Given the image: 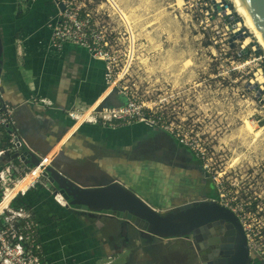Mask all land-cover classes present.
Returning <instances> with one entry per match:
<instances>
[{"label": "rangeland", "instance_id": "rangeland-1", "mask_svg": "<svg viewBox=\"0 0 264 264\" xmlns=\"http://www.w3.org/2000/svg\"><path fill=\"white\" fill-rule=\"evenodd\" d=\"M84 1L87 11L102 3V10L109 14L98 26L111 34L110 42L117 40L119 67H125L119 86L155 104L160 121L166 126L170 124L178 138L192 149L188 150L198 155L200 164L206 166L225 199H235L240 207L247 170L258 172L264 168V51L234 2L111 0L126 11L129 17L126 25L106 0ZM227 15L230 18L225 20ZM244 122L253 130H260L257 140L242 134ZM3 141L0 133V144ZM234 158L238 163L230 167ZM209 188L210 198L215 201L213 183ZM40 190L49 199L48 203H42L46 209L37 211L35 202H23L31 206L35 222L40 219L38 223L46 225L49 217H53L49 223L56 222L55 226H43L40 233V242L51 239L44 241L45 252L50 259H57L53 239L60 234L64 239L79 240L76 249L80 253L83 222L71 217L69 210H63L62 200L57 198L56 202L51 193ZM31 194L32 191L27 195ZM18 200L16 205L25 207ZM2 235L0 227V264L3 261L10 264L17 257L6 248ZM70 258L58 264H70ZM122 261L120 258L114 264ZM24 263L33 264L28 259Z\"/></svg>", "mask_w": 264, "mask_h": 264}, {"label": "crops", "instance_id": "crops-1", "mask_svg": "<svg viewBox=\"0 0 264 264\" xmlns=\"http://www.w3.org/2000/svg\"><path fill=\"white\" fill-rule=\"evenodd\" d=\"M16 5V0L0 2L3 53L0 91L10 105L16 107L15 112L13 110L15 126L31 150L44 155L50 149H55L54 155L63 159H59L61 166H77L76 163L86 161L109 176L118 177L125 187L150 207H167L171 195L169 190L177 189L185 179L193 176V162L185 156L189 150L167 133L140 124L109 129L100 124L77 125L69 120L66 115L68 111L94 106L99 101L102 104L108 97H102V63L91 59L86 51L73 45H65L60 50L47 48L48 31L44 24L55 11L50 0H36L23 11ZM30 98L44 100L45 103L30 102ZM5 144L4 141L0 144V150ZM140 152L148 158L137 159L136 155ZM5 162L6 159H0V164ZM179 179L184 181L180 182ZM40 182L41 185L33 186L20 198L35 202L37 211L46 209L42 203L49 202L40 190L43 188L49 192L42 187L46 181L42 179ZM30 191L32 194L27 195ZM38 193L40 196H37ZM25 207L31 209V206ZM47 208L50 210V207ZM63 210L66 211V208ZM63 217H66L65 213ZM52 218L46 219V225L39 224L40 219H36V223L42 227L55 226L56 222L49 223ZM81 221L85 231V235L81 232V252L78 253L76 249L79 240L71 241L56 234L55 238H51H54V257L57 259L49 258L51 262L58 264L71 257L70 264H92L105 261L107 255H111L103 248L99 225L93 227ZM48 240L51 239L43 241ZM132 257L128 264L167 262L158 261L140 250Z\"/></svg>", "mask_w": 264, "mask_h": 264}, {"label": "built area", "instance_id": "built-area-1", "mask_svg": "<svg viewBox=\"0 0 264 264\" xmlns=\"http://www.w3.org/2000/svg\"><path fill=\"white\" fill-rule=\"evenodd\" d=\"M35 1L16 0V4L19 7H27ZM50 1L55 11L48 16L44 24L48 31L47 48L60 50L65 45H73L83 49L91 59L102 63L104 71L102 97L115 93L124 99V104L121 106L102 107L99 101L86 109L68 111L66 115L69 120L77 125L100 124L109 129L140 124L167 133L178 144L191 151L192 149L188 147L186 142L178 138V134L170 124L166 126L160 121L155 104L148 103L131 92L127 93L126 88L119 86L125 75V67H119L120 51L115 50L117 40L113 39V42H110L111 34L108 35L104 27L98 26L99 21L105 17L109 18V14L102 10V3L87 11L84 0ZM105 2L110 4L108 0ZM58 5H61V11ZM109 7L112 9V6ZM112 14L114 13L112 12ZM118 18L121 20L119 15ZM31 101L44 102V100H36V98H30ZM13 110L12 105L0 91V133L6 143L5 147L0 150V159H6V162L0 165V227L3 231L2 236L6 239V248L10 253L12 250L17 257V260L10 264H25L26 259L33 264H54L45 252V242L42 241L43 244L40 242V233L43 227L35 222L30 209L15 203L17 199L21 200L20 198L30 188L37 184L41 185L42 179L38 167L28 168L27 164L31 161L30 153L33 150L16 128ZM54 151L55 149H50L41 157L42 160L45 158L44 163H48L52 159ZM192 154L198 159L197 154L193 152ZM201 166L206 173L209 172L204 164ZM29 174L35 175V178L26 188L16 189V185ZM42 187L51 193L55 201L57 198L62 200L63 208L66 206L60 195L53 196L52 189L47 182L42 184ZM214 187L217 193V201L214 202L236 218L245 233L248 253L264 258V241L260 244L255 242L254 231L245 220L244 205L238 207L234 203L235 199H225L215 181ZM114 262L113 258H109L107 261L92 264H113ZM1 264L6 263L3 261Z\"/></svg>", "mask_w": 264, "mask_h": 264}, {"label": "water", "instance_id": "water-1", "mask_svg": "<svg viewBox=\"0 0 264 264\" xmlns=\"http://www.w3.org/2000/svg\"><path fill=\"white\" fill-rule=\"evenodd\" d=\"M247 18L251 21L264 43V0H238ZM62 10L61 5H58ZM230 15L224 16L227 20ZM233 28V27H232ZM238 35V33H235ZM3 68V53L0 37V75ZM16 110V107L12 105ZM14 110V112H15ZM43 154L30 153L28 168L38 167L41 179L51 187L53 196L60 195L66 203V209L87 216L117 219L119 221L121 245L117 254L126 252L123 264H128L133 253L140 250L151 257L157 256L159 248L165 242H176L193 236L201 226L210 222L232 224L229 211L214 201L202 203H175L167 207L152 208L131 189L125 187L118 177L103 176L101 180L93 178L86 185L78 184L69 173L62 172L56 156L48 163L42 160ZM198 205V206H196ZM131 230V234L129 233ZM168 244V243H167ZM241 264H247V252L244 250Z\"/></svg>", "mask_w": 264, "mask_h": 264}, {"label": "flooded vegetation", "instance_id": "flooded-vegetation-1", "mask_svg": "<svg viewBox=\"0 0 264 264\" xmlns=\"http://www.w3.org/2000/svg\"><path fill=\"white\" fill-rule=\"evenodd\" d=\"M185 156L193 162V176L185 179V181L184 179H179L180 182L184 181L183 185L172 191L171 189L169 190L171 195L168 206L185 202L190 205L193 203L208 204L212 202L209 185L212 183L214 185L215 180L203 170L198 159L190 151H186ZM136 158L147 159L148 157L143 152H140L136 155ZM59 159L63 160L60 156H56L57 164L60 165ZM75 165L77 166L60 165V169L62 172L69 173L70 177L80 185H86L93 178L101 180L103 176L109 177L107 173L94 165H89L86 161H80ZM250 171L251 174H249ZM110 177L114 176L110 175ZM242 204L244 205L246 223L254 231L255 242L260 244L264 241V168L263 171L259 170L258 172L253 169L247 170ZM70 213L75 219H81L93 227L96 224L99 225L104 243L103 248H106L107 253L109 252L114 257V261H120V258L125 256L123 251L117 254L122 239L118 236L121 228L117 219L98 218V216H87L88 214L72 211ZM232 217L234 220L230 225L212 221L201 226V230L196 231L193 236L191 235L176 242L163 241V245H166L161 247V244L159 247L161 250L157 252L158 257H153L157 258L156 260H166V264H241L244 250L246 249L247 264H264V258L248 253L245 233L236 218L233 215ZM82 232L85 235L84 229ZM129 233L131 234L130 229ZM83 253L85 255V249ZM122 254L123 256L121 257Z\"/></svg>", "mask_w": 264, "mask_h": 264}, {"label": "bare ground", "instance_id": "bare-ground-1", "mask_svg": "<svg viewBox=\"0 0 264 264\" xmlns=\"http://www.w3.org/2000/svg\"><path fill=\"white\" fill-rule=\"evenodd\" d=\"M108 1L111 3L112 9L120 16L122 22H124L126 25H128L129 24V17H128L126 11H123V9L118 7L111 0H108ZM232 1L235 4V8H236L237 12H239L240 15L243 17L244 22L246 24V27L253 34L254 38L256 39V41L258 42V44L260 45V47L264 51V43L261 40V37L258 34V32L256 31V29L253 27L251 21L247 18L242 6L239 4L238 0H232ZM224 14H227V11H224ZM244 131H245V133H242L243 135L248 134V135L252 136L253 140H257L258 139L260 130H253V128H251V126L248 124V122H244ZM64 139H63V141H64ZM237 163H238V159L237 158L232 159L230 167H235L237 165ZM34 178H35V175L29 174L25 179H23L22 181H20L16 185V189H24V188H26L29 185V183Z\"/></svg>", "mask_w": 264, "mask_h": 264}, {"label": "trees", "instance_id": "trees-1", "mask_svg": "<svg viewBox=\"0 0 264 264\" xmlns=\"http://www.w3.org/2000/svg\"><path fill=\"white\" fill-rule=\"evenodd\" d=\"M109 102H110V104H109ZM123 104H124V99L121 96L116 95L115 93H110L108 95V97H106L103 100L101 106L102 107H107V106H112L113 107V106H121ZM22 203L25 205V203L23 202V200H22Z\"/></svg>", "mask_w": 264, "mask_h": 264}]
</instances>
